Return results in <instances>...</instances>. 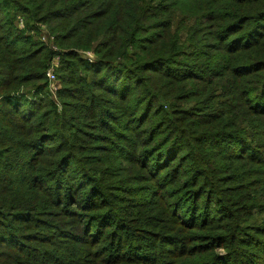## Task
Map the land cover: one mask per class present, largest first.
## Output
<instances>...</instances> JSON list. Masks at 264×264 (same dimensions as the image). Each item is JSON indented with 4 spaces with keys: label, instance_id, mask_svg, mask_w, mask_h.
I'll list each match as a JSON object with an SVG mask.
<instances>
[{
    "label": "trees",
    "instance_id": "1",
    "mask_svg": "<svg viewBox=\"0 0 264 264\" xmlns=\"http://www.w3.org/2000/svg\"><path fill=\"white\" fill-rule=\"evenodd\" d=\"M0 264H264V0H0Z\"/></svg>",
    "mask_w": 264,
    "mask_h": 264
},
{
    "label": "built area",
    "instance_id": "2",
    "mask_svg": "<svg viewBox=\"0 0 264 264\" xmlns=\"http://www.w3.org/2000/svg\"><path fill=\"white\" fill-rule=\"evenodd\" d=\"M19 27L22 29L24 28V19L20 18L19 19ZM46 32V31H45ZM42 41H44L45 43H47L49 41V37L47 34H44L43 37L41 38ZM54 51H58V47H56L55 45L52 46ZM90 56V58H92L91 54H88ZM60 56L56 55L54 56V58L52 59L48 72H47V77L49 80V85H50V92L53 96H55L58 92V90L60 89V84L57 81V77H56V70L59 68L60 66Z\"/></svg>",
    "mask_w": 264,
    "mask_h": 264
}]
</instances>
